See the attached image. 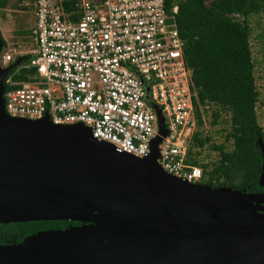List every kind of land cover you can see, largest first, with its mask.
Segmentation results:
<instances>
[{
	"label": "water",
	"instance_id": "1",
	"mask_svg": "<svg viewBox=\"0 0 264 264\" xmlns=\"http://www.w3.org/2000/svg\"><path fill=\"white\" fill-rule=\"evenodd\" d=\"M2 50L0 38V224L83 225L0 247V264H264V194L175 182L159 163L168 131L157 106L146 158L82 124L12 118L5 80L23 59L4 69Z\"/></svg>",
	"mask_w": 264,
	"mask_h": 264
},
{
	"label": "built area",
	"instance_id": "2",
	"mask_svg": "<svg viewBox=\"0 0 264 264\" xmlns=\"http://www.w3.org/2000/svg\"><path fill=\"white\" fill-rule=\"evenodd\" d=\"M31 1L36 46L17 57L23 61L14 71L35 74L27 82L10 77L14 71L7 77L6 113L29 121L47 117L57 126L82 124L119 153L146 158L159 135L157 106L168 131L160 145L162 169L201 184L202 168L188 163L198 131L197 90L178 7L168 12L165 0H79L67 12L69 0ZM15 60L6 53L1 65L6 69Z\"/></svg>",
	"mask_w": 264,
	"mask_h": 264
},
{
	"label": "trees",
	"instance_id": "3",
	"mask_svg": "<svg viewBox=\"0 0 264 264\" xmlns=\"http://www.w3.org/2000/svg\"><path fill=\"white\" fill-rule=\"evenodd\" d=\"M78 1L69 0L66 11L71 12ZM165 3L168 12L178 7L176 22L185 41V60L197 90L194 105L198 131L191 141L188 163L202 168V185L246 193L264 192L260 186L264 160L258 144L259 138L264 140V132L258 122L260 93L250 25L252 17L264 13V0H165ZM8 4L9 0H0V9L6 10ZM0 38L5 47L1 33ZM30 60L27 56L24 62ZM16 71L10 77L18 82H27L35 74L28 70ZM200 107L204 112L215 109L212 125L218 124L222 114L231 117L227 141H233V150L227 151L225 146L215 148L220 160L212 167L200 165L193 158L194 149L201 150L211 141L202 138L204 122ZM82 225L62 221L0 224V247L19 246L39 235L65 232Z\"/></svg>",
	"mask_w": 264,
	"mask_h": 264
},
{
	"label": "rangeland",
	"instance_id": "4",
	"mask_svg": "<svg viewBox=\"0 0 264 264\" xmlns=\"http://www.w3.org/2000/svg\"><path fill=\"white\" fill-rule=\"evenodd\" d=\"M252 28L251 47L255 62V77L260 93L257 105L258 122L264 132V13L250 19ZM36 26L35 8L32 1L9 0L6 10L0 9V33L6 46L3 47L1 56L10 53L12 59L29 55L35 50L33 30ZM215 109L209 108L204 112V126L201 129L202 138L211 141L201 150H193V158L200 165L212 167L219 160V152L214 149L225 146L227 151L233 150V141L228 142L227 136L231 132V117L222 114L217 125H212ZM204 111V110H203ZM192 148V142L190 144ZM190 148V149H191Z\"/></svg>",
	"mask_w": 264,
	"mask_h": 264
},
{
	"label": "bare ground",
	"instance_id": "5",
	"mask_svg": "<svg viewBox=\"0 0 264 264\" xmlns=\"http://www.w3.org/2000/svg\"><path fill=\"white\" fill-rule=\"evenodd\" d=\"M172 179H174V181L177 182V183H178L179 181H181V180H180L179 178H177V177H173Z\"/></svg>",
	"mask_w": 264,
	"mask_h": 264
},
{
	"label": "flooded vegetation",
	"instance_id": "6",
	"mask_svg": "<svg viewBox=\"0 0 264 264\" xmlns=\"http://www.w3.org/2000/svg\"><path fill=\"white\" fill-rule=\"evenodd\" d=\"M18 60L16 59L15 62H13V64H15ZM261 194H264V192H261Z\"/></svg>",
	"mask_w": 264,
	"mask_h": 264
},
{
	"label": "crops",
	"instance_id": "7",
	"mask_svg": "<svg viewBox=\"0 0 264 264\" xmlns=\"http://www.w3.org/2000/svg\"><path fill=\"white\" fill-rule=\"evenodd\" d=\"M3 37V36H2ZM4 39V38H3ZM5 41V40H4Z\"/></svg>",
	"mask_w": 264,
	"mask_h": 264
}]
</instances>
